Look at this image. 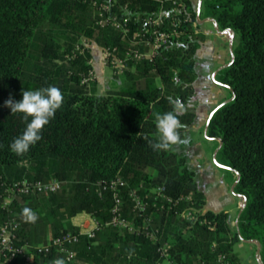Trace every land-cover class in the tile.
Here are the masks:
<instances>
[{"label":"trees","instance_id":"trees-1","mask_svg":"<svg viewBox=\"0 0 264 264\" xmlns=\"http://www.w3.org/2000/svg\"><path fill=\"white\" fill-rule=\"evenodd\" d=\"M102 4L111 6L129 33L97 24ZM197 6L194 0H177L176 6L163 0H0V227L16 218L19 246L45 245L61 234L78 233L73 218L88 214L99 225L96 237L82 236L71 247L75 260L66 264H160L165 259L159 248L166 244L176 264H217L220 255L242 264L235 250L241 240L260 242L264 264V0H203L200 17L215 19L220 30H233L238 38L234 63L213 80L223 85L228 99H235L215 113L207 133L217 143L214 150L223 142L217 161L240 175L235 193L248 203L237 227L232 228L228 212L207 208L206 194L189 166L187 145L161 151L150 147L158 135L154 113L173 110L169 97L186 106L178 117L182 139L198 124L190 103L197 94V56L207 35ZM161 11L166 12L165 28L175 29L178 37L151 59H129L124 72L114 74L122 80L120 89L99 93L87 43L117 49L123 58L129 50L145 54L149 49L135 34L146 28L147 16ZM86 78L91 81L84 83ZM49 85L61 90L62 106L43 127L42 138L17 155L9 145L26 121L4 103L10 96L21 100L23 90ZM227 171L236 181L238 175ZM118 177L125 182L119 192L123 218L135 225L136 233L108 225L115 195L101 192L99 184ZM23 179L56 180L62 187L53 194L18 198L7 211L4 190ZM132 192L149 203L148 230L156 231L158 242L146 236L145 218L134 209ZM25 207L37 214L35 223L22 216ZM184 210L196 218L185 219ZM61 256L51 253L37 261L51 264ZM11 264L26 262L18 257Z\"/></svg>","mask_w":264,"mask_h":264},{"label":"built area","instance_id":"built-area-1","mask_svg":"<svg viewBox=\"0 0 264 264\" xmlns=\"http://www.w3.org/2000/svg\"><path fill=\"white\" fill-rule=\"evenodd\" d=\"M171 1L173 5H177V0H163ZM166 12L161 11L159 14H151L147 16L146 28L143 31H138L135 34V39H139V42L145 47H148L147 53L139 52L138 50H129L126 52L124 58L119 56L117 49H102L103 62L105 67H110L113 74H122L127 68V62L129 59L143 60L145 58H153L157 52L166 47L173 38L178 37L177 31L168 30L165 28L162 17ZM97 24L101 27L111 25L117 29L122 30L125 34L129 33V28L127 25L122 24L117 17L113 16V10L110 5L102 4L100 6V19ZM91 79H84V83L90 82ZM125 182L121 177L113 180L109 184H99L102 191L110 190L114 192L115 205L112 209V220L108 225H112L121 230H128L130 233H136L137 229L135 225L123 218L122 214V200L119 196L120 187L124 186ZM62 187V183L56 180L50 181L48 183L34 182L29 179H23L18 182L8 184L4 190L2 206L7 211H10L12 203L23 196L34 195V194H53L58 192ZM163 188L157 190L158 195H162ZM131 198L134 202V209L139 213L140 217L145 218V232L154 242H158L159 238L156 235V231L148 230L149 224L152 220V216L147 215L149 208V203L146 199H143L136 192L131 193ZM148 196H146L147 198ZM169 202L171 199L167 198ZM187 220H194L196 215L193 211L184 210L181 214ZM80 230L78 233L67 232L61 234L60 236L51 239L45 245H29L23 244L18 245V230L19 222L16 218H10L0 227V264H11L12 261L18 257L25 260L26 264H40L37 258L40 256H47L51 253H58L62 255L66 263H70L75 260L76 252L71 249V247L79 243L80 238L87 235L89 238L94 239L96 237V232L99 230L98 223L94 229H87L85 223L78 225ZM139 232V231H138ZM170 246L164 245L159 248L161 256L165 259L163 263L160 264H176L170 259ZM217 264H231L225 255H220L217 260Z\"/></svg>","mask_w":264,"mask_h":264},{"label":"rangeland","instance_id":"rangeland-1","mask_svg":"<svg viewBox=\"0 0 264 264\" xmlns=\"http://www.w3.org/2000/svg\"><path fill=\"white\" fill-rule=\"evenodd\" d=\"M194 4L197 6L198 0H194ZM203 31L207 35L208 40L197 56L200 79L196 85L197 94L190 103V106L197 114L198 124L190 129L188 133L189 143L185 150L189 161L190 148L194 150V145L201 146L203 152L209 158L211 166L217 176L210 179L209 187L205 186L203 191L206 194L208 204L211 208L217 209V206L221 204L222 207L220 208L229 213V222L234 229L237 227L242 207L240 205L243 203V199H239L233 192V186L236 182L234 181L233 175L216 164L214 155L217 148L215 150L214 148L217 143L208 140L204 132L205 124L211 112L221 101L229 97V93L213 81L217 67L223 63L227 64L231 60L229 35H219L214 24L210 22L204 24ZM237 41L238 38L234 36V43H237ZM87 46L91 47L93 54V63L99 80V93L106 94L109 91L119 90L122 85V80L115 79L112 69L104 66L102 50L92 42L87 43ZM102 64L104 67H102ZM190 142H194L193 145ZM177 149L179 150L178 146ZM235 250L239 254L242 264H259L257 259V245L241 240L236 244Z\"/></svg>","mask_w":264,"mask_h":264},{"label":"clouds","instance_id":"clouds-1","mask_svg":"<svg viewBox=\"0 0 264 264\" xmlns=\"http://www.w3.org/2000/svg\"><path fill=\"white\" fill-rule=\"evenodd\" d=\"M63 99L61 90L52 85L38 90H23L22 99L19 101H14L10 96L4 106L10 108L12 114H24L26 121L23 132L9 145L10 151L17 155L28 152L30 147L42 138L40 133L43 127L54 118L56 111L62 106ZM169 102L173 106L172 111L163 114L154 113L158 134L156 141L150 142V147L154 151L169 150L173 146L189 143L187 137L181 138L179 131L183 126L178 117L184 114L186 106L181 100L172 97H169ZM21 214L32 223L38 219L37 214L28 207L23 208ZM51 264H66V262L63 258H56Z\"/></svg>","mask_w":264,"mask_h":264},{"label":"crops","instance_id":"crops-1","mask_svg":"<svg viewBox=\"0 0 264 264\" xmlns=\"http://www.w3.org/2000/svg\"><path fill=\"white\" fill-rule=\"evenodd\" d=\"M207 23V22H206ZM211 23V22H210ZM205 24V23H204ZM222 35V34H219ZM208 40V38H207ZM207 42V41H206ZM99 47V46H98ZM100 50H102L101 47H99ZM201 50V49H200ZM199 54V53H198ZM93 56V55H92ZM103 58V57H102ZM232 59V57H231ZM231 61V60H230ZM229 61V62H230ZM92 66H93V72H94V76H95V80L97 82V85L99 87V80H98V75H97V71L95 69L94 63H93V57H92ZM101 64V63H100ZM226 63H223L221 65H219L217 67L216 70H218V68L222 65H225ZM102 67L103 64H102ZM214 79V78H213ZM110 92V91H109ZM209 119V118H208ZM208 121V120H207ZM212 142H214V140H210ZM192 147V146H191ZM194 150L192 148H190V161H189V166L190 168L196 173L197 175V179L199 181L200 187L202 188V190H204L205 186L209 187V181L210 179H212L213 177L215 178V176H217L216 172L214 171V169L211 166V162L209 160V158L205 155V153L203 152L202 147L200 146H196L194 145ZM193 154V155H192ZM239 199H241L239 197ZM240 205V204H239ZM243 203L240 205L242 206ZM220 207H222V205H218L217 209H213L209 206L208 204V200H207V208L216 211V212H220L223 211ZM225 211V210H224ZM74 225H80L82 223H85V226L87 227V229H94L96 227V220L93 219L90 215L88 214H80L77 217L73 218L72 220ZM236 228V227H235ZM52 238L51 234H49L48 236V240H50ZM250 244H255L256 243H250ZM240 257V256H239ZM241 259V258H240ZM242 262V260H241Z\"/></svg>","mask_w":264,"mask_h":264},{"label":"water","instance_id":"water-1","mask_svg":"<svg viewBox=\"0 0 264 264\" xmlns=\"http://www.w3.org/2000/svg\"><path fill=\"white\" fill-rule=\"evenodd\" d=\"M202 5H203V0H198V6H197V18H198L199 22H200V23L211 22V23L214 24L215 29L217 30V32H218L219 34H222V35H229V48H230V52H231V57H232V59H231V61H230L229 63L223 65L222 67H220V68L215 72V76H216L221 70L228 68L229 66H231V65L234 63V36H235V32H234L233 30H230V29H228V30H220L217 21H216L215 19H213V18H207V19H203V20H201L200 17H201V13H202ZM215 76L213 77L214 79H215ZM216 83H217L218 85L223 86L222 84H220V83L217 82V81H216ZM234 99H235V95H233L232 98H230V99H228V100H225L224 102H222L221 104H219V105H218V106H217V107L211 112V114H210V116H209V119H208V121H207V124H206V126H205V131H204L206 137H207L209 140H212V139L209 138V137L207 136V133H208V129H209V126H210V123H211V120H212L213 116L215 115V113H216L221 107H223L224 105H226V104L232 102ZM219 143H220V144H219V147L217 148V150H216V152H215V155H214V160H215L216 164H217L219 167H221V168H223V169H226V170L233 171V172H235V173L238 175L237 180H236V182H235V184H234V186H233V192H234V194H235L236 196L240 197L238 194L235 193V187H236V185H237V184L239 183V181H240V175H239L234 169H232V168H230V167H227V166H224V165L220 164V163L217 161V154H218L219 150L221 149V147H222V145H223V142H222L221 139L219 140ZM242 198H243V197H242ZM247 203H248L247 199H246V198H243V205H242V207H241V211H240L239 218L241 217V215H242V213H243L245 207L247 206ZM238 221H239V220H238ZM237 224H238V223H237ZM243 241H245V242H247V243H256V244H257V259H258L259 264H263V262H262V260H261V257H260V252H261V248H262L260 242H258V241H254V240H243Z\"/></svg>","mask_w":264,"mask_h":264}]
</instances>
